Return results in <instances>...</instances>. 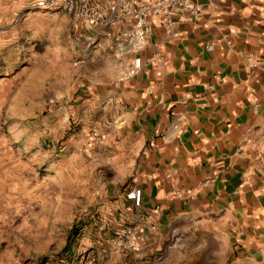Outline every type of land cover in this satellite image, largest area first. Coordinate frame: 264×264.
<instances>
[{
	"label": "rangeland",
	"instance_id": "1",
	"mask_svg": "<svg viewBox=\"0 0 264 264\" xmlns=\"http://www.w3.org/2000/svg\"><path fill=\"white\" fill-rule=\"evenodd\" d=\"M51 1L0 0V264H236L196 220L132 204L140 156L92 90L99 24Z\"/></svg>",
	"mask_w": 264,
	"mask_h": 264
},
{
	"label": "crops",
	"instance_id": "2",
	"mask_svg": "<svg viewBox=\"0 0 264 264\" xmlns=\"http://www.w3.org/2000/svg\"><path fill=\"white\" fill-rule=\"evenodd\" d=\"M197 4L172 28L151 17L134 74L118 31L92 25L88 48L112 61L98 64L107 78L92 90L140 156L129 183L143 189L137 209L180 227L196 220L236 264H264V0Z\"/></svg>",
	"mask_w": 264,
	"mask_h": 264
},
{
	"label": "built area",
	"instance_id": "3",
	"mask_svg": "<svg viewBox=\"0 0 264 264\" xmlns=\"http://www.w3.org/2000/svg\"><path fill=\"white\" fill-rule=\"evenodd\" d=\"M51 3L55 7L81 10L92 23L113 26L119 34L120 50L134 55V64L130 68L133 74L143 66L140 50L153 32L151 17L164 18L166 25L172 28L174 14L199 13L197 0H52ZM129 198L135 206H141L143 189L133 188Z\"/></svg>",
	"mask_w": 264,
	"mask_h": 264
}]
</instances>
